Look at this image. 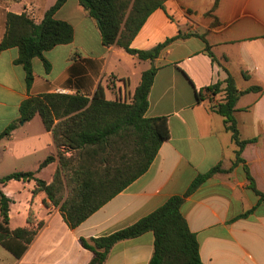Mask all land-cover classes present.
Instances as JSON below:
<instances>
[{
    "label": "crops",
    "instance_id": "1",
    "mask_svg": "<svg viewBox=\"0 0 264 264\" xmlns=\"http://www.w3.org/2000/svg\"><path fill=\"white\" fill-rule=\"evenodd\" d=\"M56 2L0 0V43L8 13H27L40 23ZM213 6L214 0H167L164 9L154 11L132 47L150 50L178 38L150 61L117 45L105 46L97 22L78 0H68L56 18L73 25V42L46 53L50 70L42 59L33 60L30 89L26 70L17 62L19 49L0 51V134L19 118L20 105L30 96L63 93L92 100L102 89L108 100L129 101L143 72L152 66L158 72L146 116L167 117L171 134L142 176L74 229L44 192L33 193L34 180L0 184L12 200L9 227L36 232L21 256L0 244V264H89L93 253L82 247L81 238H98L135 224L173 196H184L198 176L215 166L229 170L237 150L231 133L210 101L197 97L207 86L224 83L229 73L239 90L261 89L241 95L235 113L242 138L256 141L244 149L245 163L215 174L185 196L182 211L205 264H264V200L250 188L245 171L246 166L264 192V0H220L214 16H209ZM198 35L206 37L217 61ZM222 95L214 96V103ZM56 151L53 133L37 115L0 138V178L34 172L50 183L59 162L43 168L41 164ZM18 185L23 189L20 196L15 195ZM31 215L33 223L28 221ZM13 245L20 252L24 243L15 240ZM153 253L154 234L148 232L115 244L105 264H150Z\"/></svg>",
    "mask_w": 264,
    "mask_h": 264
},
{
    "label": "trees",
    "instance_id": "2",
    "mask_svg": "<svg viewBox=\"0 0 264 264\" xmlns=\"http://www.w3.org/2000/svg\"><path fill=\"white\" fill-rule=\"evenodd\" d=\"M68 0H57L37 23L29 14L8 13L6 31L0 43V51L13 47L19 49L17 62L26 70V82L30 89L34 81L33 60H43L46 70L51 63L46 53L58 45L73 42L75 30L71 23L56 18V13ZM86 14L95 20L103 44L117 45L141 60L155 61L161 52L177 38H171L150 50L132 47V42L150 15L164 9L167 0H78ZM220 0H214V16ZM217 19V18H216ZM218 23V21H216ZM216 23V24H217ZM190 36V34L188 35ZM206 44V52L217 61L211 45L204 35H198ZM183 37V36H182ZM158 68L152 66L142 74L132 102L111 101L99 89L92 100L80 95L43 93L24 100L20 116L1 134L9 137L20 124L39 115L47 131H51L56 154L48 156L41 168L58 160L59 165L52 182L37 178L34 172H14L0 178V184L11 180L36 182L34 194L44 192L59 207L68 226L72 229L86 221L93 213L125 190L142 176L156 158L162 144L170 138L167 117H147L149 94ZM259 87L239 90L229 73L224 83L207 86L197 92L199 101L209 100L211 109L225 120L226 130L231 133L237 150L229 170L219 164L209 172L198 176L184 196H173L150 215L135 224L112 234L98 238H81V245L93 253L89 264H105L111 249L120 241L137 238L145 233L154 234V253L150 264H205L200 255V244L182 211L184 197L191 194L207 179L217 173L230 172L241 163L244 149L253 139H243L235 113L241 95L260 91ZM222 98L214 103V96ZM250 188L264 200L250 170L245 166ZM12 200L0 188V244L21 256L36 233L29 228L12 230L10 207ZM254 209L247 211V217ZM33 223L32 215L28 219ZM23 242L18 252L13 241Z\"/></svg>",
    "mask_w": 264,
    "mask_h": 264
},
{
    "label": "rangeland",
    "instance_id": "3",
    "mask_svg": "<svg viewBox=\"0 0 264 264\" xmlns=\"http://www.w3.org/2000/svg\"><path fill=\"white\" fill-rule=\"evenodd\" d=\"M39 118V117H38ZM23 191V189H22V185H18V186H16V188H15V192H16V196H20V192H22Z\"/></svg>",
    "mask_w": 264,
    "mask_h": 264
},
{
    "label": "built area",
    "instance_id": "4",
    "mask_svg": "<svg viewBox=\"0 0 264 264\" xmlns=\"http://www.w3.org/2000/svg\"><path fill=\"white\" fill-rule=\"evenodd\" d=\"M126 102H128V103H131V102H132V99H131V100H129V101H126Z\"/></svg>",
    "mask_w": 264,
    "mask_h": 264
}]
</instances>
